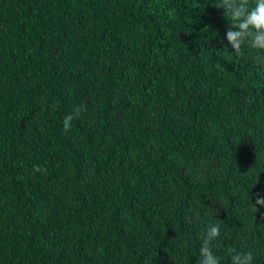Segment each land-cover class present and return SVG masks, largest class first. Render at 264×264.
<instances>
[{"label": "trees", "instance_id": "obj_1", "mask_svg": "<svg viewBox=\"0 0 264 264\" xmlns=\"http://www.w3.org/2000/svg\"><path fill=\"white\" fill-rule=\"evenodd\" d=\"M215 2L0 0V264H197L209 222L264 264V52Z\"/></svg>", "mask_w": 264, "mask_h": 264}, {"label": "clouds", "instance_id": "obj_2", "mask_svg": "<svg viewBox=\"0 0 264 264\" xmlns=\"http://www.w3.org/2000/svg\"><path fill=\"white\" fill-rule=\"evenodd\" d=\"M217 9L224 10V18L231 27L226 32V40L234 50L232 55L242 56V48L247 45L253 50L264 52V0H216ZM253 62L264 67V55H255ZM83 105L74 110V114L64 117L63 128L68 131L71 122L79 114L85 111ZM39 166H34V171H43ZM257 206L264 208V194L256 195L255 204H252V211L257 212ZM220 235L219 222L207 224V229L203 237L202 245L199 249V259L197 264H220L219 259L214 255L211 242ZM252 252L235 253L231 256V264H252Z\"/></svg>", "mask_w": 264, "mask_h": 264}]
</instances>
